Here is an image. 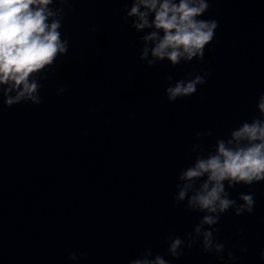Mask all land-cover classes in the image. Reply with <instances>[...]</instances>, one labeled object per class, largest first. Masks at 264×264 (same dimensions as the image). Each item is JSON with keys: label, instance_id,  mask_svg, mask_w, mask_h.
Listing matches in <instances>:
<instances>
[{"label": "water", "instance_id": "95a60500", "mask_svg": "<svg viewBox=\"0 0 264 264\" xmlns=\"http://www.w3.org/2000/svg\"><path fill=\"white\" fill-rule=\"evenodd\" d=\"M137 3L51 0L45 23L61 24L68 52L29 76L42 103L4 107L0 85V264H264V182L222 181L234 201L222 213L190 204L208 173L181 179L221 142L250 146L233 137L245 123L264 124V0H210L194 19L219 22L214 40L177 65L152 55L162 30L143 5L149 26L134 27ZM197 75L195 94L169 102Z\"/></svg>", "mask_w": 264, "mask_h": 264}, {"label": "clouds", "instance_id": "9594fccd", "mask_svg": "<svg viewBox=\"0 0 264 264\" xmlns=\"http://www.w3.org/2000/svg\"><path fill=\"white\" fill-rule=\"evenodd\" d=\"M51 0H0V85H4L2 105L11 108L22 101H31L32 105H39L42 99H37L36 82H30L29 76L46 65H53L57 54H67L68 42L62 41L61 33L57 31L61 27L58 21L51 24L45 23L51 12L45 14L44 6ZM143 5L154 13L151 26L162 30V37L152 49V55L159 60L165 57L173 65L180 63L181 58L187 61L204 57V49L215 38V31L219 22L215 19H194L201 16L210 7V0H138L131 8L130 16L137 15L141 23L134 24L136 29H143L148 25L147 13L140 11ZM145 41L156 40L157 32L143 37ZM147 48L144 49L142 59L147 56ZM153 62L150 61L151 65ZM210 75V73H207ZM203 77L197 75L194 80L184 83L178 82L174 88L167 89L169 102H175L178 97H189L196 93L197 85L204 84ZM15 93V95H11ZM259 110L264 114V94L260 97ZM235 139H247L250 146L236 150L226 149L221 142L218 146V155L208 160H199L194 168H189L183 173L181 179L192 180L208 173L206 182L201 191L197 192L190 200V204L199 205L209 212L217 211L219 202L220 212H225L234 201L221 198L224 192L222 181L229 180L233 183L244 182L251 186L253 181L264 182V124L255 121L251 125L245 123L239 131L233 133ZM260 141L259 143H251ZM211 185V187H210ZM185 191L179 193V199L183 200ZM241 199L247 205V212L254 210L255 200L252 193L241 194ZM244 206H241L243 210ZM236 215H240V210ZM217 221L211 216L204 217V223L213 224ZM211 233H206V238ZM177 239L172 244L175 251L179 246ZM264 258V251L261 252ZM70 258L75 259V254ZM129 264H147V261L131 260ZM155 264H165V261L157 257Z\"/></svg>", "mask_w": 264, "mask_h": 264}]
</instances>
